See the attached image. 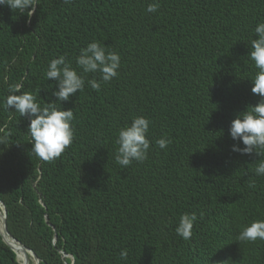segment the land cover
<instances>
[{
	"label": "trees",
	"instance_id": "16d2710c",
	"mask_svg": "<svg viewBox=\"0 0 264 264\" xmlns=\"http://www.w3.org/2000/svg\"><path fill=\"white\" fill-rule=\"evenodd\" d=\"M39 2L30 24L0 6V200L9 232L40 264H264V241L237 239L264 221V176L255 173L264 156L234 152L244 145L230 135L261 100L249 58L264 0ZM91 43L120 56L109 83L76 64ZM61 56L85 79L63 104L58 82L46 78ZM17 84L15 94L74 113L72 146L51 164L31 154V118L7 108ZM138 117L150 122L151 147L146 161L124 169L118 134ZM185 214L198 217L188 241L176 232ZM0 264H20L1 236Z\"/></svg>",
	"mask_w": 264,
	"mask_h": 264
},
{
	"label": "clouds",
	"instance_id": "9594fccd",
	"mask_svg": "<svg viewBox=\"0 0 264 264\" xmlns=\"http://www.w3.org/2000/svg\"><path fill=\"white\" fill-rule=\"evenodd\" d=\"M65 4H72L74 0H63ZM39 0H0V6H9L13 12L27 16L26 23L30 24L32 17L36 13ZM159 10V4L149 5L147 11L155 13ZM259 39L251 41L250 60L254 62L258 70L252 80L254 87L252 93L261 98L256 106H249L248 110L242 113L232 122L230 135L233 140L242 141L244 147H233V151L241 155L264 156V23L255 29ZM120 56L114 52H106L99 43H91L86 49H82L76 59L77 66L82 69L84 75L99 73L102 82L109 83L118 76L120 68ZM49 81H57L59 90L54 93L59 103L68 102L77 92H83L85 79L78 75L77 71L64 56L51 61L46 73ZM90 87L99 92L101 84L92 79ZM8 91L13 93L6 100L8 109L14 108L21 117L31 118L28 134L31 137L33 147L31 154L44 163L51 164L60 159L63 154L72 146L74 141V131L72 121L75 119L72 110H59L56 103L47 104L41 107L36 102V97L30 93H22V86L17 84L11 86ZM150 122L146 118H135L130 127L122 129L118 134L117 144L119 145L116 154V163L121 168H128L133 161L143 163L147 160L148 151L151 147L147 139ZM3 131V130H0ZM7 138L0 139V144L6 143ZM170 140L160 139L156 141L160 149H166ZM258 176H264V162L258 164L255 169ZM250 188L256 185L254 181L248 183ZM204 213H200L203 219ZM196 214H185L181 217L177 234L185 241L192 238L194 222L197 221ZM241 243L264 241V221L253 222L244 228L237 237ZM120 258L127 260L128 252L123 251Z\"/></svg>",
	"mask_w": 264,
	"mask_h": 264
},
{
	"label": "water",
	"instance_id": "95a60500",
	"mask_svg": "<svg viewBox=\"0 0 264 264\" xmlns=\"http://www.w3.org/2000/svg\"><path fill=\"white\" fill-rule=\"evenodd\" d=\"M46 222L48 217L46 216ZM0 236L2 241L16 254L20 264H40V259L35 252L18 241L10 232L7 225V210L5 204L0 200ZM21 253V254H20ZM63 260L68 256L63 254ZM74 264V260L72 261Z\"/></svg>",
	"mask_w": 264,
	"mask_h": 264
},
{
	"label": "bare ground",
	"instance_id": "6f19581e",
	"mask_svg": "<svg viewBox=\"0 0 264 264\" xmlns=\"http://www.w3.org/2000/svg\"><path fill=\"white\" fill-rule=\"evenodd\" d=\"M21 254V253H20Z\"/></svg>",
	"mask_w": 264,
	"mask_h": 264
}]
</instances>
